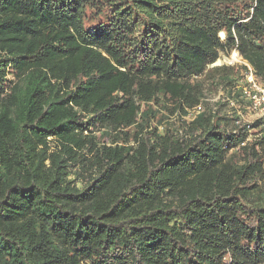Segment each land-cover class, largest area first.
I'll use <instances>...</instances> for the list:
<instances>
[{
	"label": "trees",
	"instance_id": "obj_1",
	"mask_svg": "<svg viewBox=\"0 0 264 264\" xmlns=\"http://www.w3.org/2000/svg\"><path fill=\"white\" fill-rule=\"evenodd\" d=\"M232 50L264 84V0H0V264H264Z\"/></svg>",
	"mask_w": 264,
	"mask_h": 264
},
{
	"label": "built area",
	"instance_id": "obj_2",
	"mask_svg": "<svg viewBox=\"0 0 264 264\" xmlns=\"http://www.w3.org/2000/svg\"><path fill=\"white\" fill-rule=\"evenodd\" d=\"M233 53L238 55V52L235 50L231 55ZM238 57L239 60L237 62H228L229 66L239 65L242 68L240 77L234 82V86L231 88V96L234 97L235 91H237L239 93V101H242L243 104L227 100L230 106L234 107L235 105L237 109H240L236 112V119L232 125L236 127L245 125L248 128L253 122L261 121L264 126V84L257 80L250 66L239 55ZM202 110L203 106L200 104L189 112L188 117L193 118L195 115L201 113ZM241 111H243L244 115L250 116L252 123L244 120ZM250 137L251 135H249Z\"/></svg>",
	"mask_w": 264,
	"mask_h": 264
},
{
	"label": "rangeland",
	"instance_id": "obj_3",
	"mask_svg": "<svg viewBox=\"0 0 264 264\" xmlns=\"http://www.w3.org/2000/svg\"><path fill=\"white\" fill-rule=\"evenodd\" d=\"M233 51L234 50L230 51L229 53H226V52L220 53V58H219L218 61H219V65H221V66L224 65V66L232 67V68L235 69L234 72L230 75V78L233 80V82H235L240 77L241 72H242V68L239 65L238 66H229L228 65V62H230L229 61L230 60L229 57L231 56V53ZM238 55H239V53H238ZM202 80H204V93H205V98H206L207 102L215 103L219 99H223L224 101H227V100L228 101H233L232 96H231V99H229L230 96L228 94L231 91L229 89V87H224L223 84H221L220 87L217 86V85L216 86H211L209 81H206L205 79H202ZM221 86H222V88H221ZM230 95H231V92H230ZM226 96H228V97H226ZM228 107L230 109H232V111H230L227 114L232 115L231 116L232 118L234 117L233 115H235V117H236V112L238 110H240V109H237L235 105H234V107H232L230 105ZM226 110H229V109L226 108L224 111H222V113L225 112ZM241 113H242L245 121H247L249 123H252V120H251L249 115H244L243 111H241ZM225 114H226V112L224 113V116H225ZM255 138L256 137L253 135L250 138V140H254Z\"/></svg>",
	"mask_w": 264,
	"mask_h": 264
},
{
	"label": "bare ground",
	"instance_id": "obj_4",
	"mask_svg": "<svg viewBox=\"0 0 264 264\" xmlns=\"http://www.w3.org/2000/svg\"><path fill=\"white\" fill-rule=\"evenodd\" d=\"M221 38H223V34L220 33L219 35ZM239 60V57L236 53H233L231 56H230V63L232 62H237ZM219 65V61H217L213 66H218Z\"/></svg>",
	"mask_w": 264,
	"mask_h": 264
}]
</instances>
